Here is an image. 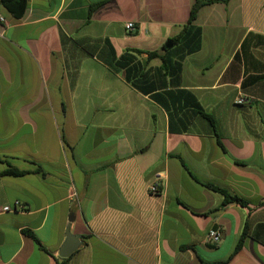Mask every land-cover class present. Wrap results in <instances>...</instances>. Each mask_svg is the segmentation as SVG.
Segmentation results:
<instances>
[{"label":"crops","instance_id":"0c3cea01","mask_svg":"<svg viewBox=\"0 0 264 264\" xmlns=\"http://www.w3.org/2000/svg\"><path fill=\"white\" fill-rule=\"evenodd\" d=\"M193 1L0 3V264H264V0L202 6L180 59ZM168 50L177 70L146 54ZM68 225L80 244L60 257Z\"/></svg>","mask_w":264,"mask_h":264},{"label":"trees","instance_id":"16d2710c","mask_svg":"<svg viewBox=\"0 0 264 264\" xmlns=\"http://www.w3.org/2000/svg\"><path fill=\"white\" fill-rule=\"evenodd\" d=\"M217 1L226 2L228 0H194L193 1V4L189 10V15H188V19H187L186 23L182 26L181 31L177 35L172 37V40L175 44L185 43L186 50L184 49V51H183L184 53H182V55H180V59L183 58V56L186 55L187 53H192V52L196 51L200 46V29L193 25V22L197 16V12L199 11V9L202 6L212 4V3H215ZM103 2L104 1H99L97 3L90 5L89 13H91L93 11V9H95L97 6H99ZM0 3L3 5V7L6 9V11L14 19L21 18L23 16V14L25 12V8L27 6V0H0ZM136 51L139 53L144 52L142 50H136ZM146 54H147L148 58H152L155 56L161 57L162 63H163V68H165V69H167L169 67L168 65L170 63L172 65L176 66V67H172V69L177 70V68L180 67V64H181L180 60H176V61L171 62V60L169 59L170 58V50H168V52H166L164 54H159V53L154 52V51H147ZM112 57L113 58L110 61H108L109 65L115 70H120V69L125 67L126 68V74H125L126 79L131 81L133 86L142 89V87H140L136 81L130 80V76L128 74V72L130 70L129 69V61L131 60L132 56L128 54V55H123L120 58H118L115 56V54H112ZM198 109H200V108H198ZM198 113L202 117H204L206 120H208L212 125H214V119L210 114H208L202 110H199ZM26 172L27 171L18 170L17 168H15L13 166H9L5 170L4 173L9 174V175H13V176H20ZM205 186L210 188L213 191L220 193L223 196V203H222L223 205H226V204L231 203V202H238L241 205L246 206L248 203L244 198H242V197L238 196L237 194L231 192L230 190L223 188L221 186H218L216 184L206 183ZM261 205H264V203H262ZM26 232L29 233L28 231H26ZM29 235L34 239L36 244L43 249V247L41 246V244L37 240V238L32 233H29ZM246 235H247V227H245V229L243 230V232L239 236V239H238V241L234 247L233 253H235L236 251H238L241 248L242 243H243ZM67 260L68 259L66 258L60 262H57V264H67Z\"/></svg>","mask_w":264,"mask_h":264},{"label":"built area","instance_id":"2783aa9c","mask_svg":"<svg viewBox=\"0 0 264 264\" xmlns=\"http://www.w3.org/2000/svg\"><path fill=\"white\" fill-rule=\"evenodd\" d=\"M0 22L7 24L6 20L4 19L3 16L0 15ZM125 29L129 32H132L135 30V26L133 24V22H126L125 23ZM236 102L238 104H243L245 102V98L244 97H239L237 98ZM160 190V183L158 181V177L151 183L148 185L147 187V192L149 194H157L159 193ZM72 197L77 199L76 195L73 193ZM11 208L9 206H4L3 210H10ZM222 237V231L219 227H215V228H211L206 235V240L209 244L211 245H216Z\"/></svg>","mask_w":264,"mask_h":264},{"label":"water","instance_id":"95a60500","mask_svg":"<svg viewBox=\"0 0 264 264\" xmlns=\"http://www.w3.org/2000/svg\"><path fill=\"white\" fill-rule=\"evenodd\" d=\"M172 45H173L172 40H167L164 43V45L162 47V50H166L167 48H170ZM65 232H66V239H65V242H64V244L62 245V247H61V249L59 251V256L60 257H67L80 244L79 235L71 233L69 225L66 227Z\"/></svg>","mask_w":264,"mask_h":264}]
</instances>
